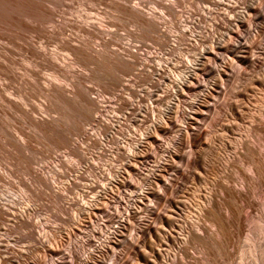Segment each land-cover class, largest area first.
I'll list each match as a JSON object with an SVG mask.
<instances>
[{"label": "bare ground", "instance_id": "bare-ground-1", "mask_svg": "<svg viewBox=\"0 0 264 264\" xmlns=\"http://www.w3.org/2000/svg\"><path fill=\"white\" fill-rule=\"evenodd\" d=\"M55 1L9 0V9L15 14L18 11L25 20L21 21L19 28L9 30V48H7L9 49V58L7 57L8 55L5 56L7 51H1L5 54L4 56L0 54V104L4 109L8 110H6L7 113L11 111L18 112L21 115L20 119L23 118L27 124L38 128L48 137L57 139L58 141H56L61 143L62 146L60 144L57 145L68 150V155H72V160L76 157L80 167L77 166V168L75 166V169L74 165H72L74 168H69L71 175L67 177V185L60 189L54 184L56 183L54 182V177L59 174V172L58 174L56 172L57 167L62 168L65 164L63 162H57L59 165L55 163L56 165L54 166H57L56 170L55 167L47 168L48 172L44 173L51 174L50 179L53 180L52 183H49L48 177L41 172L42 169L29 167V161L26 160V155L23 153V149L26 147L23 143L24 141L22 143L14 141L13 144L17 143V149H14L16 146L12 147L11 138L10 140L8 139L9 132L6 131L8 134H4H7L8 137H5V139L9 140L6 141L10 142L11 147L18 151L17 154L21 156L17 155L18 160L19 157L24 159L22 168L29 175L30 178H28L32 181L31 184L35 183V188H30L32 186L28 185L30 184L29 181H27L28 183L22 182L20 185L26 191L31 192L34 199L37 200L42 197L44 189L49 192L47 196L50 198H63L64 202L59 208L63 209L62 212L64 213L70 207L76 206L77 209L68 216V219L76 225L82 224L84 218L89 217L90 219L91 214L98 210L102 197L107 195L109 190H112L113 184H119L117 182L122 175L129 176L138 172L137 167L147 157L148 149L145 145L157 144L159 143V138L170 135L167 143L161 146L163 149L162 157L154 160V165L150 171L144 175L140 173V179L135 185L132 182L125 183L133 188V194L130 197L131 201L133 200L134 202H129L130 205L126 207V212L118 218L117 226L112 231V235H106L103 243L96 244L90 252L83 256L82 261L85 264H119L120 262H122L121 264H207L209 260L206 258L203 261L199 259V261L194 258L195 255H192L194 256L192 257L191 253L188 252L189 247L193 244H198L201 248H206L207 252V247L214 244L217 246V250L222 249L223 251L225 247L223 248L222 246L226 238L229 236V242L231 240L229 234L242 232L240 227L243 226L241 224L244 217L239 215L236 210L237 207L235 209L234 205L238 203L240 206L238 204L237 206L241 208H251L252 204L247 194L248 188L228 186L229 184L227 185L224 180L227 175L219 176L216 185L213 184L217 187L215 190L218 191V194L214 191L204 192L203 195L198 192L199 196H204L202 202L196 206L193 215H187L186 218L183 217L180 221L177 220V217L175 219L177 212L180 211L181 207L184 208L185 206L186 208L190 204L184 201L185 196H180L179 191L182 182H188L190 178L199 179L200 176L196 174L195 170H200L202 167L200 166L202 165L201 162L207 164L213 156V140L208 136L209 131L205 130L204 125L209 122H214V124L210 123L213 125L219 124L215 120H217L216 116L219 117L221 112L226 114L228 111V115L230 117L233 116L234 120L244 117L245 108L243 102L248 96V91L251 92L255 87L264 83V60L261 62L259 58L261 49L254 46L255 40L259 36H262L264 41V14L261 11L263 10L264 0H196V5L201 3L205 8H202L203 11H201L199 9L201 7H197L202 13H195L196 17L194 18L190 15L191 11H189V13L191 12L190 14H187L186 11V13H183L176 9L177 7L179 8L181 0H148L153 5V8L148 10L140 8L141 3H136L134 0H93L98 3V6L102 4L108 10H112L119 16H124V19L128 18L132 22L131 24L135 25L141 31V34L143 33V36H148L157 45V50L159 48L164 50L166 52L165 55L171 54V52L176 50L177 46L186 48L183 55H181L182 57H177L176 60V63H180L184 70L176 75L171 73V70L168 71V67L172 66L171 60L175 57L170 61L168 60L170 65L164 59L169 58V56L172 57L171 55L162 59V57L157 56L161 51L159 53L154 52L156 56H153V54L152 56L159 61V64L152 65L149 63L151 56L139 61L137 51L135 47H132L131 50H128L127 59H125L124 54L120 51L124 50V48H121L120 44L117 45L115 43L117 37L115 38V35H112L109 31L92 23L76 26V29L83 33L85 37L93 38L96 41L98 39L99 42H95L97 48L89 47L87 41L90 39L87 40V38V41L84 40L85 38L78 41H73L63 36L61 38L62 28L59 26L60 23H57L53 13L43 7L42 4L46 2L56 5ZM19 3L23 7L17 9L18 6L16 5ZM99 11V13H102L101 9ZM99 13L97 12V14L94 13L93 15L91 11L93 19L98 20L104 28L106 21L104 22V20L98 18L100 16ZM43 23L50 25L51 31L48 34L47 31L39 28V24ZM199 24L202 26L200 27ZM198 26L201 31L195 33L194 28L198 30ZM242 29L246 30L250 42L247 40L239 48L232 50V40L239 38V31ZM24 34L34 35L38 39L46 40L48 38H57L58 40V37H60L61 49L73 56V60L58 58L55 52L50 50L49 52L48 48L41 42L39 46L33 45L25 40ZM49 34L50 36H48ZM131 35L133 34L131 33ZM151 40H148V42ZM110 47L115 48L111 49ZM19 53L24 56L25 63L28 64V66L24 67V65V68H20V72L14 58ZM223 54L225 56H222ZM232 61L243 65L246 69L249 68L253 73L260 66L261 72L257 76L249 75L245 83L235 85L231 93V99H227L223 92L229 86L227 84H229L233 75H235L229 66ZM71 62L82 66L101 67L104 65L107 68H112V71L119 72L121 75H131L135 80L137 78L140 80L146 79L147 84H149L148 88H151L150 93L149 95L147 93V97L140 95L136 88H133L136 83L131 84L130 80H123L118 76L112 75L114 73L109 74L107 78L103 76L102 78L106 80L104 82H108L109 88L116 90L113 101L115 100L114 104L117 106L115 112L119 113V115L113 113L108 116L104 112L105 97L99 98V100L98 97H91L89 88L84 85V82L88 81L89 75L83 74V72L80 74L77 70H74ZM211 62H219V64L215 67H210L209 64ZM173 66L172 72L176 70V66ZM35 68L48 71L50 80L41 79L36 72L37 70H34ZM207 71H210L213 75L212 79L210 77L211 81L202 86L200 92L196 94L195 99L187 105L186 109L180 110L182 93L194 86L195 82H197L195 78L198 74L204 75ZM41 80H43V83ZM37 86L38 92H35L34 89ZM26 89L34 90L39 97L41 94V98L43 96L47 104H45V101L43 105L38 104L39 106L28 104L29 100L26 102L25 93H23ZM26 92L28 93L29 91ZM30 92L28 93L29 96ZM221 95L222 98L220 99ZM32 96H34V93ZM16 98L19 102H16ZM158 104H160V109L156 110L154 106ZM37 108L42 115L33 116L32 114H37ZM223 108L227 111L224 112ZM121 109L126 111L120 113ZM257 109V113L254 111V114L251 113L252 115H249L251 122L249 130L251 131L250 133L253 132L260 136L261 133H264V98ZM64 115L70 118L68 119L70 124L67 126H64L65 123L62 120ZM175 118L181 119L180 124L176 122ZM124 121L129 122V128L126 134L127 139L124 140L125 142H121V144L123 143L121 145L118 144L120 142L115 138L118 133L115 130L116 128L119 130ZM86 125H90L93 128L88 129L90 126L88 128L84 127ZM1 126L3 127L4 125ZM233 127L232 122H220L219 128L223 133L231 134L233 133ZM172 131L174 133L171 135ZM71 136L78 137L77 141L83 143L81 144L80 142L82 147ZM112 141H116V144H118L115 148L109 145ZM237 142L238 149L235 146L238 150H236V155L242 160L244 158L248 160H246L247 163L251 165L249 167L251 170H249L256 174L257 178H264V151L260 152L256 147L257 145L254 146L255 144L251 145L249 143L250 140L240 139ZM91 146L97 147L98 151L96 153L99 158L106 153H110L108 164L103 166L99 164L102 167L100 168L95 164L99 160L93 162V154L95 152L90 155L87 153V149ZM120 158L123 163L118 161ZM78 161H75V163ZM18 162L21 164V160ZM233 162L234 158L226 161L229 165H233ZM68 165L70 166V164ZM198 166H200V169H198ZM210 166L212 167V165ZM92 170H97L101 183L89 179V173ZM167 171H169V174H167ZM6 172L10 175L9 171ZM6 172L2 171L0 166V182L7 183L6 179H8V176ZM242 175L245 176L244 174ZM227 177L230 180L231 177ZM244 178L247 179V177ZM80 182L84 183L78 196L76 194V197L71 198L70 202H68L69 198L68 201H65L67 197L61 192L66 193L70 189L80 186ZM96 189H99V192L95 193ZM200 192L203 191L200 190ZM10 203L13 204L12 201ZM132 205L135 207L133 208ZM26 206L24 205V207L19 209L16 208L13 211L0 198V220L9 221L10 224L8 225L10 228L28 230L33 220L32 214L28 213L30 207ZM222 211L224 212L222 213ZM133 213L138 216H136V235H128L127 233L125 235H117L119 233L113 235L117 232L118 227L125 228V230L131 228V224L128 225L127 223L130 220V214ZM134 215H132V218H134ZM202 218L211 221L216 226V231L209 233L208 229L199 222ZM33 228L37 229L35 237L30 238L34 244L26 246L23 252L15 250L16 255L9 253L8 257L6 255L0 257V264H25L26 256L36 249L42 250L43 260L57 254L59 246L57 240V243L54 242L55 231L46 232L40 224V220L35 222ZM262 228L264 230V227ZM31 231L33 230L31 229ZM173 231L177 232V235H173L175 233ZM31 236L25 234L22 237L29 238ZM156 242H159L160 245H156L158 244ZM119 245L121 247L118 249ZM163 247H170L169 251L165 253L162 250ZM11 249L14 250L0 244V254H8ZM100 251L103 252L102 256L106 263H103L102 259L100 261L102 256L100 258L93 257L94 252L99 253ZM67 252L70 256L72 255L70 247ZM129 255L132 256L133 262L128 261ZM12 259L15 261H12ZM37 260H33L30 264H40V260ZM26 264H29V262ZM71 264H74L72 256Z\"/></svg>", "mask_w": 264, "mask_h": 264}, {"label": "rangeland", "instance_id": "rangeland-1", "mask_svg": "<svg viewBox=\"0 0 264 264\" xmlns=\"http://www.w3.org/2000/svg\"><path fill=\"white\" fill-rule=\"evenodd\" d=\"M134 1L136 3H141L140 8H143L145 10L153 8L152 7L153 5L148 0H134ZM181 1H180V4L181 3H184V4H181V5L179 4V8L177 7L176 9L179 11H182L183 13L187 12V14H190L192 12L190 15H192L193 18L196 17L195 15L197 13H202L201 12V11H203L202 8H205V6L203 4H202L203 5V7H202L201 3H198L196 5L195 4V2L197 3L196 0H181ZM229 1H232V0H229ZM55 2H56V5H51L50 3H46V2H43L42 4H43V7H45L47 10H49L50 12L53 13V17L55 20H57V23L58 24L60 23L59 26H60V28H62V30H61L62 35L60 36L61 38H63V37L64 38H70L73 41L74 40H76V41L83 40L84 38H85L84 40H86V38L88 40L90 38H88L87 36L85 37V35H83V33L79 32V30L76 29V26H83L86 23H92V24H95L97 27L99 26L100 28L109 31L110 33H112V35H115V38L117 37V39H116L117 41L115 43L117 45L120 44L119 46L121 48H124V50H120V51L124 54L125 59H127L128 50H131L132 47H135L139 61L145 60L148 56L149 57L151 56L149 63L152 65L153 64H159V61L154 59L153 56L155 55V53H159L161 51L159 53V55L157 54V56L162 57V59H164L165 56L166 57H168L169 55L172 56V57L169 56L170 59L169 58L164 59L167 62H169L173 57H175L171 60V64L173 66L177 62L176 61L177 57L180 58V56L183 55V53L185 52L186 48H184L182 46H177L175 51L171 52V54H169V55H165L166 52L164 50H160L161 48H159V47H158L159 49L157 50V45L155 43H153L152 40L148 36L147 37L145 35L143 36V33L141 34V31H139V29H137V27L135 25L131 24L132 22L130 20H128V18H126L128 20L127 21L126 19H124L125 18L124 16H121V15L119 16V14L113 12L110 9L108 10V8L102 4H99V6H98V3H95L93 0H58V1L56 0ZM16 6H18L17 9L23 7L21 3L17 4ZM197 7L198 8L201 7V8H199L201 11ZM97 8H100L102 13H99L100 9L97 10ZM187 9H189V10H187ZM262 9L263 10H261V11L264 14V6L262 7ZM32 10L35 11L34 8H32ZM96 10L100 15V16H98V18H101L102 20H104V22L106 21V23H104V28H103V26H101L102 24H100V22L98 20L93 19V17H92L94 15V13L97 14ZM91 11H92L93 15H91ZM189 11H191V12L189 13ZM23 20H25V19L23 18V16L18 11H17V14H15V13H13V11H11L9 9V0H0V52L1 51L2 52L7 51L6 55L2 52L0 53L1 55H3V56L8 55L7 57L9 58V49H7V48H9V30L19 28L21 25V21H23ZM199 26L201 27L202 25L199 24ZM199 26L197 28H199ZM39 28L43 31L44 30L47 31V34L51 31L49 24H44V23L39 24ZM194 31L196 33L198 31L200 32L201 30H200V28L198 30H196V28H194ZM131 33L133 35H131ZM197 34H199V33H197ZM48 36H50V34ZM238 36H239L238 39L234 38L232 40L231 46L235 47V48L231 47L232 50L233 49L236 50V48H239L244 42H246L248 40V35L246 34V30H243V29L240 30ZM60 37H58V40H57V38L56 39L48 38L46 40V39H38V38L34 37V35L24 34L25 40H27L28 42H31L33 45L39 46L40 42H41V44L45 45V47L48 48V49L46 48L48 51L50 50L52 52H55L58 55V58H60V59L67 58L69 60H73V56H71L65 50L61 49L60 43H59ZM143 37L146 39H144ZM147 39L151 40V41L148 42ZM48 40H50L51 42ZM95 42L96 43L99 42L98 39L96 41V40H93V38H91L89 41H87V44L89 43L88 46L91 48H97ZM248 42H250V41L248 40ZM58 44H59V46H58ZM254 46H255V48L261 49L260 50L261 55L259 56V58H260V61L262 62V60H264V41H263L262 36H259L255 40ZM110 48L114 49L115 47H110ZM152 54H153V56H152ZM67 55H68V57L69 56L70 57L68 58ZM222 56H225V54H223ZM14 58L17 62V68H18L19 72L21 71L20 68H24V67L28 66V64L25 63L26 61H25V58L22 54L19 53ZM169 64H170V62H169ZM218 64H219V62H216V63L211 62L209 64V66L215 67ZM72 65H73L74 70H77L80 74H82V72H83V74L89 75V79H88V81L84 82V85H86L89 88L91 97H98V100H99V98L102 99L105 97L104 98L105 100L103 99L104 101H106L104 103V106H105L104 112L108 116H111L113 113H115L116 115H119V113L115 112V109H117V106H115V104H114L115 100L113 101V99L115 98L114 96L116 94V92H115L116 90L109 88V85L107 84L108 82H104L106 80H104V78H102L103 76L107 78L109 74L114 73L112 75L118 76V77L122 78L123 80H130L131 84L136 83L135 85H133V88L134 89L136 88V91H138V93L140 95L147 97V93H148V95L150 93L151 88H148L149 84H147L148 82H146V79L140 80L137 78L135 80V78L131 75H128V74H122L121 75L119 72H117L115 70L112 71L111 70L112 68L108 67L109 68L108 69L104 65H102L101 67H96V66H92V65L82 66L81 64H73V63H72ZM172 66L168 67V71L171 70L170 72L173 73L174 75H176L180 71L182 72L184 70V67L180 63L179 64L176 63L174 65V66H176V70L172 72ZM229 66L236 76L233 75L231 81L229 82V84H227L229 86L226 85L227 87H226V89H224L223 94L225 95V98H227V99H231V93H232L233 87L235 85L243 84L246 82L249 75H256L257 76L261 72L260 66L253 73V71H250L249 68L246 69L243 65L238 64V63L236 64V62H234V61L230 62ZM40 69H38V70L36 68L34 69V70H37L36 72L38 73L39 77L41 79L50 80V77L48 76V71H45L44 69H41V70ZM212 76L213 75L210 71H207V73H205L204 75H201V74L197 75V77L195 78L197 82H195L194 86L191 89L182 93V98L180 99V110L187 108V105L190 102H192L195 99L196 94H198L200 92V89L202 88V86L205 83L211 81L210 77L212 79L213 78ZM41 82L43 83V80H41ZM135 86H137V87H135ZM37 89H38V86L34 89L35 92H38ZM34 90H30V89H26L25 91L22 90L23 93H25L26 102H28V100H29L28 104H31V105L35 104V106H39L38 104L43 105L44 101H45L43 96H42V98H43L42 99L40 92H39V94H40V97H39L38 93L35 94ZM26 91H29V92L31 91L30 96L28 94L29 92L27 93ZM32 92L34 93V96H32L33 95ZM247 95L248 96H247L246 100L243 102V105L245 108L244 117H242L241 119H238V120L237 119L234 120L233 116L230 117V115H228L229 114L228 111L223 108L224 109L223 111L224 112L227 111V113L224 114L221 112L219 114V117L216 116L217 120H215V121H218L219 124L213 125L214 122H209V123H206L204 125L205 130L209 131V132L207 131L209 134L208 136H210L211 140H213V143H212L213 144V150H214L213 156L211 159H209V162L207 164L201 162L202 165H200V166H202L203 168L201 167V169H200V166H198L199 168L198 167L197 168L200 170H197V169L195 170L197 172V173L196 172L195 173L198 176H200L199 179L198 178L197 179L190 178L188 180V182L187 181H185L184 183L182 182L181 188L179 191V195L180 196L184 195L185 196L184 201L190 205L186 206V208L184 206V208L181 207V209H179L180 211H178L177 212L178 214H176V216H175V219L178 218L177 219L178 221H180V219L183 217L186 218L187 215H189V216L193 215L194 211L196 210V206L200 202H202V198L204 197V196H202V197L199 196V193H202V195H203L204 192L214 191L216 194H218V191L215 190V189H217V187L214 185H216V181L219 180V176L222 177L224 175L225 176L227 175V176L231 177L230 180L227 176L224 179L225 182L227 183V185L229 184L228 186H231L234 188H240V187L246 188V189L248 188L247 194H248L249 201L252 204L251 208H247V207L241 208V207H239L240 205L238 203L237 204L239 206H237V204L234 205L235 209L237 207L236 210L239 213V215H242V217H244V220L241 224L243 226L240 227L242 232L240 231L241 232V233L239 232L240 234L239 233H230L229 235L231 237V240L229 242V240H228L229 236L226 238V241L222 246L223 248L225 247L223 251H222V249L217 250V246H215L214 244H212V246L214 245L213 247L211 245H210L211 247L210 246H208L209 248L207 247V252L205 250L206 248H201V246L200 245L198 246V244H193L192 246L189 247L190 250L188 249V252L191 253L190 255L191 256L195 255V257L194 256H192V257H194L197 260L202 259V261L206 258L209 260V261L207 260L208 261L207 264H264V230L262 228V227H264V178L258 177V178H260L258 180L257 175L254 174L252 171H250L251 168H249V167H251V165H250V163H247L248 160L245 158L242 160V158H239L236 155L237 151H238L237 150L238 149V142L237 141H239L240 139L247 140V141L250 140L249 143L251 145L255 144L254 146L257 145L256 147L258 148V150L260 152L264 151V150H262V148H264V147H262V145H264L263 144L264 143V133H261V135H260L261 137H260V136H258V134H255L253 132L250 133L251 131L249 130V126L251 123L250 122V116L252 115L251 113L254 114V111H255V113H257V110H258L257 108H259V105L261 104V102H263L264 83L255 87V89L252 90L251 92L248 91ZM112 96H113V98H112ZM221 98H222V95H221L220 99ZM107 100H109V101L107 102ZM112 101H113V103H112ZM16 102H19L17 98H16ZM45 104H47L46 101H45ZM154 107L156 110H159L160 104L155 105ZM0 110H1L0 111V121H1L0 123L3 122V124H1V125H4L3 126L4 128L0 125V128L2 127L0 129V166H1L2 171H4V172L9 171V174L10 175L12 174L10 176L6 172V175L8 176V179H6L7 183L6 182H0V198L2 199V202L5 204H8V206H10L13 211L16 208L19 209L20 207H24V205L29 206L30 208L28 207L29 208L28 213L32 214V220H33L32 224H30V226L28 227V230H20L17 228H15V229L10 228L8 225V224H10L9 221L0 220V244L4 247H10V248L14 249V250H12V249L9 250L8 254L1 253L0 257H4L5 255L8 257L9 253H13L14 255H16L15 250L19 251V252H23V250L25 249L26 246L28 247L29 245H33L34 243H32V239H30V238H34L36 235V232H37V229H34L33 226L35 225V222L37 220H40V224L44 227V230L46 232L49 233L50 231H55L56 236H55L54 242H56V240H57L58 246H59L57 254H55L52 257H47V258H45V260H43L42 250L36 249L37 251L34 250L35 252L34 251L32 252L34 254L31 253V254L27 255L28 257L26 256L27 260L25 259V264L28 262L30 264V262H33V260H35V259H38L37 261L40 260V264H45V263L46 264L47 263L48 264H71V256L73 258L74 264H85L82 261L83 256L86 255L88 252H90L96 244H99V243L102 244L106 235H112V231L117 226L118 218H120L126 212V207L128 205H130V203L134 202L133 200L131 201V197H130L133 194L132 193L133 188L126 185L125 183L126 182H132L135 185L140 179V173L144 175L148 171H150L151 167L154 165L153 164L154 160L162 157L163 149L161 146L165 145L167 143V141L170 138V135L159 138V143H157V144H146L145 145L146 148L148 149L147 157L144 158L141 161L140 166L137 167L138 172L135 174L129 175V176L122 175L119 178V181L117 182L119 184H116V183L113 184L112 190H109L107 195L102 197L103 199H101L99 202L98 210L95 213L91 214L90 219H89V217L84 218L82 220L83 221L82 224L79 223L81 225L80 226L79 224L76 225L75 223L71 222L68 219L69 218L68 216L71 215L77 209L76 206L70 207V209H67L66 213H64V212H62L63 209L59 208V207H61V205L64 202L63 198H61V199L60 198H58V199L50 198L47 196V193H49V192L45 189H44L45 190L44 191L42 188V190H43L42 197L40 198V200H37V199H34L31 192L26 191L25 188L22 185H20V183H22V182L28 183L27 181H29L30 184H28V185L32 186L30 188H32V189L35 188V185H34L35 183L31 184L32 181H30L29 175L27 174V172H25V169L22 168L24 166L22 161L24 159L23 158L21 159L20 158L21 156L19 154H17L18 151L14 150V149H17V146H16L17 143H22L24 141L23 143L26 146L25 147L26 150L23 149V153H24V155H26V158H27L26 160L29 161L28 162L29 167L31 166L30 168L42 169L41 172L44 174V176L48 177L49 183L53 182V180L50 179L51 174H47L44 172H48V169L50 167H55V170H56L57 166H54V165H56V164L59 165L58 163L63 162L65 164L64 165L65 168L62 167L63 168L62 169V168L57 167L58 171L56 170V172H57V174L59 172L60 175L58 174L56 177H54V182H56L54 184H56V186L60 189H63V186L65 187L67 185V182H66L67 177H68V175H71V173H69V168L73 169L75 166L80 167V164H79V161L77 160V158L74 157L75 158L74 160L78 161L75 163V161L72 160V157H71L72 155H70V156L68 155V153H69L68 150L61 147L62 145H61V143L57 142L58 141L57 139L48 137L44 132H41V130H39L38 128H35V127L27 124L23 120V118L20 119L21 115H19L18 112H15V111L10 112L9 111L10 113H7L8 110L4 109L1 104H0ZM36 111H37V114H32L33 116L34 115L38 116V114L42 115V113L40 112V110L38 108L36 109ZM120 111H121L120 113H124L126 110L121 109ZM248 113H250V114H248ZM9 114H11V115H9ZM222 114H224V115H222ZM2 115H4V116H2ZM220 115H222V116H220ZM8 116H9V118H8ZM64 117H63L64 119L62 118V120L65 123L64 126H67L70 124V122L68 121V119H70V118H69V116L67 117V115H64ZM175 120H176V122H178V124H180L181 119L175 118ZM220 122L221 123H226V122L231 123L232 122V124L234 126L232 129L233 133H231V134L223 133L219 128ZM210 123H213V124H210ZM207 125H210V126H207ZM89 126L90 125H86L84 127L88 128ZM91 128H93V127L90 126V128H88V129H91ZM128 128H129V122L128 121H124V123H122V126L119 127V130L116 128L115 131H117L118 133L117 134L115 133L116 136H115V134H114V136H115V138L118 139L117 141L120 142L118 144H121V142H123L125 139H127L126 134H127ZM6 131L9 132V135H8L9 138L8 139L10 140V138H11L10 142L12 141V144L14 143V141L17 142L15 144H13V146H12L13 148H14V146H16V148L13 149L10 145V142L6 141V140H8L7 138L5 139V137H8L7 136L8 132H6ZM2 132H3V134H2ZM4 133H7V134L5 135ZM173 133L174 132L172 131L171 135ZM71 138L73 140L75 139V141H77V139H78V137H75V136H71ZM53 141L56 145L53 143ZM80 142L81 141H77V143L82 147L81 144H83V143L81 142V144H80ZM7 143H9V144H7ZM57 144H60L61 146H58ZM118 144H116V141H112L109 145L112 148H115ZM214 145H215V147H214ZM225 145H227V146H225ZM235 146L237 149L235 148ZM83 147H84V145H83ZM97 151H98L97 147H94V146H91L90 148L87 149V153L89 155L93 154L95 152V154H93V162H95L96 160H99V161H97V163H95V164H97L98 167L103 166L105 164H108L107 161H108L110 153H106L105 155H103L102 157L100 156V158H99L98 154L96 153ZM234 154H235V156H234ZM14 155H15V157H14ZM17 155L20 156L19 160H18ZM94 155L95 156L97 155V156L95 157ZM62 158H63V160H62ZM233 158H234L233 165H229L228 163H226V161L228 159L232 160ZM20 160H21V164L18 162ZM118 161L120 163H123L121 158ZM203 161H205V160H203ZM68 164H70V166ZM99 164H100V166H99ZM72 165H74V167H72ZM210 165H212V167ZM225 165H227V166H225ZM248 165H250V166H248ZM76 167H75V169H76ZM100 168H102V167H100ZM168 172L169 171H167V174H169ZM242 174H244L245 176H243ZM26 175H27V177H26ZM98 176H99V174H98L97 170H92L89 173V179H91L92 181L101 183ZM221 177H220V179H221ZM242 177L243 178L247 177V179L246 178L243 179ZM100 178H101V176H100ZM226 178H228V179H226ZM249 178H250V180H249ZM19 179H20V181H19ZM213 181H215V182H213ZM63 182H65V183L63 184ZM83 183L84 182H80V186L74 187L66 193L61 192L62 194H64L67 197V198H65L66 199L65 201H68V198H69L68 202H70L74 198V196L76 197V194L78 196L79 191H81L80 189H82ZM249 187H250V189H249ZM200 190L203 192H200ZM96 192H99V189H96L95 193ZM11 201L13 202V204L10 203ZM132 207L134 208L135 206L132 205ZM30 210H32V211L29 212ZM223 212L224 211H222V213ZM134 214H136V213L130 214L131 215L130 220L127 223L128 225L131 224L130 225L131 228L125 230V228L122 229V227L121 228L118 227L117 232H115V234H113V235H116L117 233H119L117 235H120V234L125 235V233H127L128 235H136V233H135L136 229L135 228H137L136 219L138 216H137V214L136 215H134ZM132 215H134V218H132L133 217ZM199 222H200V224H203V226H205L208 229L209 233L215 232L217 229L216 226H214V224L211 221H208L206 219L202 218V220ZM9 229H12V230H9ZM31 229L33 231H31ZM124 231H126V232H124ZM175 231H177V230H175ZM175 231H173V232H175ZM176 233L177 232L173 233V235ZM25 234L26 235H32L33 237L31 236L29 238H23L22 236ZM233 235L235 238L233 237ZM237 235H239L238 239H237ZM28 240H31V241H28ZM156 243H158L156 245H160L159 242H156ZM69 247H70L71 252H72L71 256L67 252V249ZM120 247H121V245H119L118 249ZM169 248L170 247H163L162 250H164V252L166 253L167 251H169L168 250ZM214 248H216V249H214ZM2 252H4V251H2ZM102 255H103L102 251H100L99 253L94 252L93 257L94 258L95 257L100 258ZM41 257H42V259H40ZM128 257H129L128 261H130V262L134 261L132 259L131 255H129ZM29 258H30V260H29ZM101 259L103 260V263H106V260H104L103 256L100 258V261H102ZM12 261H15V260L12 259ZM54 261H56V262H54ZM92 262H93V260H92ZM121 263L122 262H120L119 264H121Z\"/></svg>", "mask_w": 264, "mask_h": 264}]
</instances>
